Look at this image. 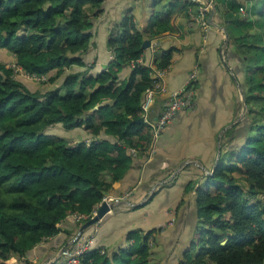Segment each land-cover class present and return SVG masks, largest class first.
Here are the masks:
<instances>
[{"label":"trees","instance_id":"16d2710c","mask_svg":"<svg viewBox=\"0 0 264 264\" xmlns=\"http://www.w3.org/2000/svg\"><path fill=\"white\" fill-rule=\"evenodd\" d=\"M103 1L0 0V48L28 73L56 69L54 80L74 64H87L81 55L90 47L93 22L86 6L97 14ZM188 4L198 11L197 2ZM247 4L214 0L228 32V58L238 59L233 77L247 112L230 127L223 140L228 147L196 188L199 236L179 264H264V0ZM171 17L153 11L151 35L169 29ZM116 27L107 39L113 58L103 70L70 72L44 94L0 62V264H13L9 259L16 255L26 259L28 251L59 234L73 214L90 219L133 166L130 148L146 150L142 139L151 127L136 121L143 116L144 91L153 84L151 67L138 61L145 35L132 12ZM174 50H163L155 65L168 68ZM125 65H132L131 71L120 80ZM57 123L82 127L92 139L44 132ZM154 231L130 230L128 244L112 250L93 246L80 264H153Z\"/></svg>","mask_w":264,"mask_h":264},{"label":"crops","instance_id":"0c3cea01","mask_svg":"<svg viewBox=\"0 0 264 264\" xmlns=\"http://www.w3.org/2000/svg\"><path fill=\"white\" fill-rule=\"evenodd\" d=\"M187 1L189 0H133L129 5V9L131 8L132 12L137 16L136 20H138V27L143 30L145 39H150V46L155 49V51H153L150 47L145 48L142 53V60L148 61L152 56L154 57L153 60H155V57L159 56L163 50L171 47L175 48L172 53L171 64L166 68L165 84L167 89L174 90L179 88L192 72V69L197 66L200 71V73H198L197 82L198 87H201V90H197L205 95L208 85L211 84L212 86L213 81L215 80L219 86L220 84L218 81H220V78H225V64L222 63L218 55V48L223 40V32L221 28L213 23L209 26L202 27L188 24V16L191 15L192 7L189 4L187 5ZM238 1L248 5L247 3H251L254 0ZM185 5H187L188 9L185 8ZM153 11H158L161 14H172L169 29L151 35L148 23ZM186 11L188 12V15L186 14ZM123 12L124 10L119 14L123 15ZM140 14L142 15L141 21L138 19V15ZM213 20L216 23L223 21L216 10ZM88 56H90L91 60L85 58ZM82 58L87 64L91 61L94 62L93 65H91V73L96 74L107 66L113 58V54L106 42L102 51H100L99 43L97 42V46H90L86 53L82 54ZM230 60L233 64V68H236L238 65V59L230 58ZM130 71L131 66L125 65L119 72V79L122 80L126 78ZM227 81L229 85L231 79ZM164 97L165 94H160L156 97L150 112L153 113V117L150 118L155 119L157 117V111L159 112L161 106H163ZM199 102L202 103L201 107H203L204 100L199 97ZM208 105L209 106H205L206 108L204 111H206L211 104ZM188 112L190 111L183 110L180 114L178 113L172 122L162 130L163 133L157 139V144H155L154 149H151L154 151L155 156H159L157 163L150 166L151 169L158 168L162 169L163 172L167 167L173 166L176 161L180 160L182 157L185 160L191 159L190 156L192 155V149L187 151V153H180L178 149L179 146H183L182 144L187 141H181L180 133L183 132L184 128H188L189 126H192V132H190L191 137L189 140L192 146V135L197 124L192 122V115L194 112H190L189 114ZM212 125H207L211 131ZM87 133L88 132L84 130V137L89 135V133L86 135ZM204 150L207 151L201 152L198 150L196 154H198L199 157L201 156L200 158L204 162L203 166H205L203 168L206 170L207 165L213 157V147L211 144L209 146L204 145ZM139 161H141V158H135L133 166L129 169L124 178L114 183V192L125 191L132 185H135L137 190L138 187L141 188V190H146V184L142 185L143 179L141 177V172H138L137 170ZM177 169L178 168L175 170ZM194 171L195 172H192L191 161L188 162V165L185 168H181L179 172L177 171L178 176L175 175L176 177H173L171 184L161 187L154 199L142 208L144 210L150 209V212L145 210V215L142 214L143 216L141 220H139L140 222L136 223V221H134L132 216L137 214H135L133 210H130L127 207H121L118 210L109 212L104 218L97 222V224H93L85 229L84 237L87 236V238H91L94 247L102 246L112 250L116 247L125 246L128 244V231L139 228V224L147 225L154 220H169L172 218V215L167 210L173 202H176V196L178 195L179 200L177 202H179L178 204H182V207L185 210H182L178 217L176 234L171 226H167V236H164V239H166V245L169 246V242L171 244L173 243L172 248L176 251L169 252L164 264H179L184 251L188 248L191 241L197 239L199 234L195 190L200 183L202 184V181H199L200 177L199 179L195 178V175L199 173V170L197 171V169H194ZM188 184H190L189 190H187ZM70 220V217H68L61 223V225L64 223L72 224ZM70 227L72 228L71 225ZM71 228L62 226L63 230L61 232L67 234L65 230H72ZM59 235L60 233L54 236L55 239H58L57 237H59ZM39 245L43 254L46 253L48 246L45 242H42ZM158 250L160 251L161 247H159Z\"/></svg>","mask_w":264,"mask_h":264},{"label":"rangeland","instance_id":"374dc122","mask_svg":"<svg viewBox=\"0 0 264 264\" xmlns=\"http://www.w3.org/2000/svg\"><path fill=\"white\" fill-rule=\"evenodd\" d=\"M132 1L133 0H104L101 6V11L97 14H94L96 10L95 7L89 6V5L86 6L88 12H90L92 22H93V26H92L93 36L91 39L90 46H97V42H98L100 51L103 50L105 42L107 43V39L111 31L116 30L117 28L116 26L120 23L121 19L126 13L132 12L131 8L129 9V5L132 3ZM123 10H124L123 12L124 14L120 15L119 13ZM196 15H197V10L196 11L192 10L191 16H188L189 17L188 24L202 27L203 25L195 20ZM138 17H139L138 18L139 21H141L142 15L141 14L138 15ZM136 18L137 16L135 15V19ZM136 23L137 25H139L138 20H136ZM222 32H223V29H222ZM222 34H223V40H222L221 45L218 48V55L222 63L223 64L224 62L226 63V65H224L226 68L225 70L226 73L224 74L225 78L224 77L220 78V81H218L220 84L219 86L215 80L213 81L212 86L211 84L208 85V87L206 88L205 95L201 94V92L199 91L201 90V87H196V90L197 89L199 90H197L195 94V104L192 108L185 110V111L194 112L192 115V122L197 125L192 135L193 136L192 146L189 141L191 137L190 132H192V126H189L188 128H184L183 132L180 133L181 141L183 140H187V141H185L182 144L183 146H179L178 149L180 153H183V152L187 153V151L192 149V155L190 156L191 159L185 160L182 157L183 159L180 158V160H177L173 166L167 167V169H165L163 172H162V169H158V168L151 169L150 166L152 164H156L157 159L159 158L158 155L155 156L154 151L151 149H154L155 144H157V139L163 133V131L155 130L152 126H150L146 122V124H148L151 127V130H150V133H148V136H145L142 139L146 150L139 152L138 149L130 148V151L132 150L131 152L133 153L134 158L136 159L141 158V161H139L137 170L138 172L139 171L141 172V177L143 179L142 185L146 184L147 188L146 190H141V188L138 187V190H137L136 186L132 185L128 187L125 191L114 192V187H113L112 191L107 196V197L113 198L112 201L110 202L113 204V208L110 212H113L114 210H118L121 207H127L128 209L133 210L135 214H137V215L132 216L134 218V221H136V223L140 222L139 220H141L143 216L142 214L145 215V210L150 212V209L144 210L142 208L145 205H147V203L151 202L154 199L155 195L158 193V190L161 187L167 184L168 185L171 184V180L173 179V177H176L175 175L178 174L181 168H185L188 165L189 161L192 162V172H195L194 169H197V171L199 170V173L197 175L193 174L196 176L195 178L199 179L200 177L199 181H204L206 174L210 173L213 167L216 165L217 163L216 160L219 159L221 149L228 147V146L227 147L223 146V142H224L223 140L224 139L226 140L228 136L226 133L230 130V127L234 125L236 122H240L242 119H245L246 112H247V106H246V103L242 100L244 98L242 94V90L237 86V84L234 81L235 78L233 77V75L237 73L234 72V69L232 66L233 64L230 58H228L229 51L227 48V42L225 41L226 36L224 32ZM85 58L90 59V56L85 57ZM153 58L154 57L152 56V58L149 59L148 61L143 60L142 64L145 66H150L151 64H154ZM0 62L6 63L8 67L14 68L13 69L14 77L16 79H19L20 81H22L32 91H39L42 94L60 86L65 76L70 72L87 71V74H92L91 65H93L94 63L93 61H91V62H88V64L84 66L74 64L71 67L66 68L65 71L61 73L60 75H58L54 80H51L50 77L55 74V72L57 71L56 69H53L49 71L48 73H44V74L28 73L24 69H22L20 66H17L15 64L13 54L5 48H0ZM192 72L197 74V76H198V73H200L197 66L192 69ZM229 79H231V81L228 85L227 80ZM199 97L202 100H204L203 107H201L202 103L199 102ZM208 104H211L210 107H208L206 111H204L206 108L205 106H209ZM190 112H188V114ZM208 124L210 125L213 124L212 131L211 129L207 127ZM84 130L85 129H83L82 127H74V128L68 129V128H65L63 124L57 123V124H53V125L46 127L44 132L47 134H51V135L62 136L66 139H71V140L83 139V140L89 141V139L92 138V134L89 133L88 135L87 133L86 135L88 136L84 137ZM236 136H239V135H236ZM210 144L213 147V150H212L213 157L210 163L207 165V169L205 170L203 168L205 167L203 166L204 162L200 158L201 156L199 157V155L196 154V152L198 150H200L201 152L207 151V150H204V145L209 146ZM176 168L178 169L175 170ZM157 170H160V171H157ZM178 200H179V197L177 195L176 202H173V204L170 205V207L167 210L172 215V218H170L169 220L161 219V220H154L153 222L147 225L139 224V228H141L143 232H147V230L149 229H156V231H154L150 239L151 245L153 248V257H152L153 264H164L166 258L169 255V252L171 253L173 251H176L174 250V248H172L173 243L171 244L169 242L170 245L169 246L166 245V239H164V236L165 235L167 236V230H168L167 226L168 225L173 228L176 234V230H177L176 224H177L178 217L180 216L181 211L185 210L182 207V204H178L179 203L177 202ZM86 218L87 217L82 218V220H76V218L72 215L70 217L71 219L70 222L72 224L64 223L61 225V227L66 226V228L67 227L71 228L70 227L71 225L73 234H68V233L65 234L64 232H60L59 237H57L58 239H55L54 237L52 239L45 240L44 242L48 246L46 253L43 254V251H41L40 245H37V247H35L33 250H30L27 252L26 259L24 257H19L16 255V256L11 257L9 259V262L13 264H29V262L26 261V260H29L33 264H52L54 260H59L61 258L60 256L61 248L65 246H69L71 242L73 241V239L76 238L81 226L84 225L85 222H87V220L84 221ZM95 224H97V222ZM88 227L84 228V230L87 229ZM84 230L78 235L77 238H80L82 235H84ZM158 246L161 247L160 251L158 250L159 248Z\"/></svg>","mask_w":264,"mask_h":264},{"label":"built area","instance_id":"2783aa9c","mask_svg":"<svg viewBox=\"0 0 264 264\" xmlns=\"http://www.w3.org/2000/svg\"><path fill=\"white\" fill-rule=\"evenodd\" d=\"M191 1L197 2L199 4L195 20L201 23L203 26H209L212 24L209 21L208 16L214 7V0ZM240 11L244 14L246 12V7L243 5L240 6ZM153 51H155V49H153ZM138 61L142 64V57H140ZM153 63L154 64L150 65L152 69L151 73L153 77V84L144 91L141 105L145 122H147L155 130H163L170 122H172L178 113L194 106L195 94L197 91L195 82L197 81L198 76L197 74L191 72L185 82L179 88L168 90L165 84L166 68H158L155 65V60H153ZM160 94H165L163 107L157 117L155 119H151L149 118V113L156 100V97ZM91 139L92 138H90L89 141ZM107 196L108 194L103 197L101 203L103 201H107L109 203L112 201L113 198ZM100 204L96 207L93 213L97 211ZM73 216L76 218V220H82V218L87 217L83 214H73ZM77 237L78 236L73 239L74 242L72 241L69 246L61 248V258L59 260H54L53 263L80 264L81 257L93 247V241L91 238L84 237V235H82L80 238Z\"/></svg>","mask_w":264,"mask_h":264},{"label":"water","instance_id":"95a60500","mask_svg":"<svg viewBox=\"0 0 264 264\" xmlns=\"http://www.w3.org/2000/svg\"><path fill=\"white\" fill-rule=\"evenodd\" d=\"M214 14H215V6L212 8L209 16H208V19L211 23L217 25L218 27L222 28L223 29V32L226 36L225 38V41L227 42L228 41V32L227 30L219 23H216L214 20H213V17H214ZM150 43H151V40L146 38L144 39L143 41V44H142V47L143 48H148L150 46ZM226 64V63H225ZM243 94V93H242ZM137 122L139 123H142L144 122V118L143 116L138 118L136 120ZM218 161V160H216ZM113 208V204L112 203H109L107 201H103L100 206L98 207L97 211L91 216L90 219L87 220V222L84 223V225L81 226L80 230L78 231V235L84 230V228L92 225V224H95L96 222H98L100 219H102L108 212H110ZM77 235V236H78Z\"/></svg>","mask_w":264,"mask_h":264}]
</instances>
